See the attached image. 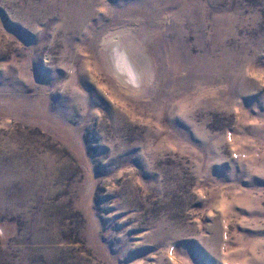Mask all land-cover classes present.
<instances>
[{"label": "rangeland", "instance_id": "1", "mask_svg": "<svg viewBox=\"0 0 264 264\" xmlns=\"http://www.w3.org/2000/svg\"><path fill=\"white\" fill-rule=\"evenodd\" d=\"M0 264H264V0H0Z\"/></svg>", "mask_w": 264, "mask_h": 264}]
</instances>
